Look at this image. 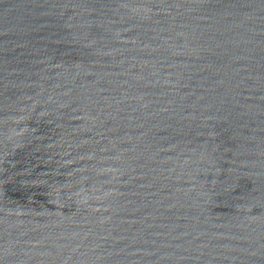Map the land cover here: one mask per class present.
I'll return each mask as SVG.
<instances>
[{
  "label": "water",
  "instance_id": "95a60500",
  "mask_svg": "<svg viewBox=\"0 0 264 264\" xmlns=\"http://www.w3.org/2000/svg\"><path fill=\"white\" fill-rule=\"evenodd\" d=\"M0 264H264V0H0Z\"/></svg>",
  "mask_w": 264,
  "mask_h": 264
}]
</instances>
